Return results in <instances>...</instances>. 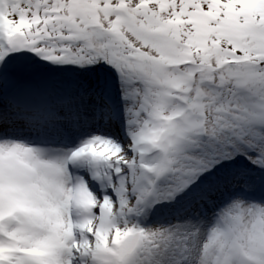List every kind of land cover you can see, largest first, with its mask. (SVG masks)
I'll list each match as a JSON object with an SVG mask.
<instances>
[{
    "label": "snow or ice",
    "instance_id": "snow-or-ice-1",
    "mask_svg": "<svg viewBox=\"0 0 264 264\" xmlns=\"http://www.w3.org/2000/svg\"><path fill=\"white\" fill-rule=\"evenodd\" d=\"M0 264H264V0H0Z\"/></svg>",
    "mask_w": 264,
    "mask_h": 264
}]
</instances>
